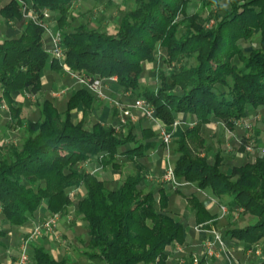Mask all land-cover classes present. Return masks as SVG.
<instances>
[{"label": "trees", "instance_id": "obj_1", "mask_svg": "<svg viewBox=\"0 0 264 264\" xmlns=\"http://www.w3.org/2000/svg\"><path fill=\"white\" fill-rule=\"evenodd\" d=\"M40 19L44 11L56 19L63 33L64 61L76 72L92 77H117L124 91L150 101L157 115L172 125L180 114L192 115L196 124L186 125L173 139L174 172L182 182L208 190L229 210L242 207L259 219L225 231L248 250L264 239V157L253 164L233 165L223 170V154L209 161L202 126L223 120L248 118L249 109L264 107V0H227L228 6L211 0L217 8L202 20L201 12L189 14L194 0H122V14L114 31L90 26L85 12L74 8L75 0H26ZM109 0H95L105 4ZM203 4L207 0H201ZM223 12V13H222ZM222 13V14H221ZM19 0H0V16L7 26L22 21ZM181 15V16H178ZM213 20L209 27L204 23ZM45 27L28 19L20 33L0 38V91L8 101L12 120L24 130L20 142L0 148V210L13 226L27 224L45 206L49 213L67 212L72 204L68 188L80 185L76 215L89 234L84 256L106 264H165L169 247L185 241L184 223L166 208L169 196L164 187L142 186L147 176L145 144L155 136L142 122L117 132L115 126L83 116L96 102L86 87L69 97L60 111L52 99L40 102V116L27 119L15 95L38 94L48 65L63 66L43 46ZM255 34L258 44L248 53L240 43ZM159 52L157 53V47ZM238 58L239 63L234 61ZM166 64L157 69L155 86L142 81L145 62ZM96 158L106 166L130 164L132 172L117 186L107 185L98 173L79 168L78 163ZM198 224L217 222L199 196L188 198ZM208 226L207 224L204 226ZM0 230V236L5 235ZM4 242L0 238V247ZM30 264H69L57 258L43 243L33 244ZM200 264H205L202 260ZM225 264V263H224ZM260 264H264V258Z\"/></svg>", "mask_w": 264, "mask_h": 264}, {"label": "rangeland", "instance_id": "obj_2", "mask_svg": "<svg viewBox=\"0 0 264 264\" xmlns=\"http://www.w3.org/2000/svg\"><path fill=\"white\" fill-rule=\"evenodd\" d=\"M25 2H26V8H25L23 19L21 22L15 25L7 26L4 23V18L0 16V25L4 26L5 28L10 27L13 30L12 31L13 33H16V32L18 33L21 30L23 23H25L28 19H30V14L32 12L31 11L32 8L29 2L26 0ZM206 2L207 3H205L204 5L201 0L190 1L187 5L186 10L188 11L189 14L193 13L194 11H200L202 20H206L210 14L215 15L217 11V8L214 6L213 13H211L210 8L208 6L210 2L212 1L207 0ZM218 4L223 5V6H228V1L219 0ZM125 5L122 4V0H109L108 2L102 5L97 4L95 0H75L73 4L75 9L79 8L80 11L85 12V19L90 26H97V27H100L101 29L107 28L110 31H114L116 29L118 19L122 14L121 7H124ZM178 16H181V15H178ZM52 20H54V17L51 15L45 18V22H47V24L48 22L51 23ZM212 23H213V20H211L210 23L205 21L204 26L209 27L212 25ZM43 42L46 48H50L51 41H50V35L48 31H46L43 35ZM240 43L244 47L245 52L248 53L250 49L252 48V46H256L258 44V36L257 34H255L251 39L242 40ZM158 50H159V46L157 47V53L159 52ZM234 61L239 63V60L237 57L234 59ZM165 67H166V64L163 62L162 58L158 62H145V69L142 73L143 83L147 86H155L156 81L158 80L157 69L165 68ZM45 74L50 75L51 71L45 70ZM107 80H112V79L108 78ZM115 81H117V79ZM50 86H52V84H50ZM46 88H48V85H45V89ZM106 89L107 87L105 86V91ZM92 93L95 96L94 92ZM106 93L110 97L119 99L125 103H133L136 100V98H139L137 96H133L131 91L123 90V91H118V92H112L113 94L106 91ZM22 94L24 96L22 97V115L25 116L27 119H34V120L37 119L40 113V102L42 101L40 97L42 96L45 97L46 95L40 92V95L38 93L33 98L32 96L31 97L27 96L25 92H23ZM63 95H65V90L63 94L58 95V96H54L52 92V96H53L52 100L54 99L53 100L54 104L56 101L55 98L63 97ZM17 103L18 102H16V104ZM256 109H261V110L248 117L249 118L248 120H250V123H251L250 127H245L243 125L238 124L237 121L244 119V118L235 119L233 121L234 128H230L229 125H227L223 120L218 121V123L216 124L214 122L215 124L214 126L204 124L202 135L205 140V145H204L205 149L201 153V155L203 156L204 154L207 153L209 156V161L211 162L213 161L214 159L213 155L216 152L218 151L222 152L223 164L221 165V168L226 171H229L232 165H243L246 163L253 164L257 162V160L260 157H264V142L263 140H261L264 138V107L256 108ZM115 115H116V111H115ZM146 120L143 119L142 121L146 123ZM14 123L15 122H13L12 120V113H11V109L8 104V101L1 97V91H0V148H5L9 146L10 144H13V143L15 144L17 142H20V140L23 138L24 130L22 129V127L16 126ZM105 124L109 125V123L107 122H105ZM113 124H117L115 126L117 132L126 131L128 127V124H120L119 121H114ZM151 125L155 133V136L153 138H156V137L160 138L154 125L152 123ZM258 134L259 135L261 134V135L259 136ZM174 135H175L174 137H179L181 135V130L180 131L177 130L176 132H174ZM228 135H231V137H228ZM171 147L173 150L172 155H171V163L174 164L176 160V154L174 152V143H172ZM88 160H91L90 161L91 167L98 166V170H96L95 173H98L100 176L105 178L107 180V185L109 186H113V187L117 186L118 184H120L123 178L126 177L127 173L132 172L130 164H127V163H124L121 168H118L112 165L111 163L106 166H103L98 162L99 160H96V158H89ZM82 163L83 161L78 163L79 168H81L80 164ZM146 174H147L146 178L150 175L149 178L152 181L154 179L156 180V176H159L158 172L156 171L149 172L147 170ZM168 184L171 188L175 189L171 185V183H168ZM150 185L152 184L149 183V186ZM166 186L169 188L168 185ZM164 188H165V191L167 192V188L166 187ZM154 189L157 190V188H154ZM68 191L72 199V204L68 207L67 212H56L60 214V218L59 220H57V222L53 226L54 231L56 230L57 232L58 238H52L50 236H42L40 241H43L44 244L48 246L51 243H54L56 247H58V251L53 252L52 253L53 256L59 259L66 258L69 264H106L105 261H102L99 259L90 260V259L85 258L84 251L87 250L86 244L89 241V234L87 230L82 226L81 222L84 223V221L81 219V217L76 215L77 202L79 200V197L84 194V190L82 187H80V185H74V186L69 187ZM173 196H175V193H173ZM172 202L174 203V201ZM175 202L177 205H179L178 207H181V206L183 207L184 203H182L181 201L176 199ZM186 205L189 206L190 203L187 202ZM166 210L169 213H171V211L169 210V200H168V205H167ZM178 216L179 215L175 217L179 219ZM220 216L221 217L218 219L216 223L220 222L219 226L223 227L225 230H227L226 228L229 229L235 226H246L248 224L255 223L259 219L258 217H255L252 214H250L249 212L244 211V209L241 210L239 208L232 210V211L228 209L226 213H222ZM5 220L6 219L4 218L2 211L0 210V230L6 232L4 236H0V238L6 243V245H3L0 247V262L2 264H6V258L10 252L14 250L18 252V245L22 237L21 233L18 231V227L13 226L10 223H6ZM65 221H68L67 228L63 226V222ZM208 222L204 224L196 223L195 230L200 231L201 229H206L203 227ZM216 223H214L213 221V224H216ZM188 225L190 226L192 225L193 227V221L191 219L185 221V226H188ZM206 227L212 229V231L213 230L218 231L216 226H212V227L206 226ZM29 230L30 228L26 230L27 232L25 235L28 234ZM10 231H13V235ZM208 240L209 239L199 243L198 247H193V246L186 244L185 243L186 237L183 243H180L178 241L174 242L172 244V246L174 247V254H175L173 256L174 264H200L202 260L205 261V264L211 263L210 261H207V260L210 258L213 259L216 255L215 256L207 255L205 244L208 242ZM49 248L51 247L49 246ZM189 249H192V250L189 251ZM32 250L33 249L31 248V253H32ZM247 251L246 253H248L249 256H244V254H242L241 251H237V250H235L234 253L236 254V257L239 256L241 257V259L246 258L249 261V264L260 262L262 259V256L259 253L264 252V239L255 243L253 247H251V252H247ZM167 260H168V257L165 261V264H171V262L173 261L171 259L172 261H169L168 263ZM140 264H143V263H140ZM150 264H162V263L161 261L159 262L158 260H156Z\"/></svg>", "mask_w": 264, "mask_h": 264}, {"label": "crops", "instance_id": "obj_3", "mask_svg": "<svg viewBox=\"0 0 264 264\" xmlns=\"http://www.w3.org/2000/svg\"><path fill=\"white\" fill-rule=\"evenodd\" d=\"M2 1L5 2L7 0H2ZM48 24L50 26L52 33H55L59 30L57 27V22H56L55 18H54V20H52L51 23L48 22ZM21 30H22V27H21ZM21 30L18 33H20ZM12 31L13 30L10 27L5 28L4 26L0 25V38L11 37L15 34H18L17 32L13 33ZM50 41H51V36H50ZM43 46H44V42H43ZM51 47H52V41H51L50 48H46L44 46V48L47 49L49 52H50ZM50 55L52 58L53 55L51 54V52H50ZM45 70H50L51 74L46 75L45 71L43 72V76H42L43 88L40 92L42 94H45L46 96L45 97L42 96V97H40V99H42V100H44L46 98L52 99L53 98L52 92L57 91V90H65V95H63V97L55 98V100H56L55 105L57 106V108L60 111H63L67 107L69 97L72 94H74L78 89L85 87V86H82L81 84H79L76 81V79L74 77H72L70 74H68L67 72H65L63 68L58 69L56 67L48 65ZM117 83L118 82L115 80H107L106 81V87H107L106 91L109 93L123 91L121 86ZM50 84H52V86H50ZM45 85H48V88L45 89ZM40 92H39V95H40ZM22 97H24L22 93L16 94L15 95L16 102L22 104ZM94 97H95L96 102L93 104L92 108L89 109L87 112H84L82 110V107L75 109L73 111L74 112V118L80 119L81 117L84 116L89 125H91L95 122H101L102 124H105V122H107V123H109V125L116 126L118 124V122H117V124H113V122L118 121V118L115 115V108L111 104V102L108 100H102V99L96 98V96H94ZM59 106H61V107H59ZM260 110L261 109L250 108L249 112H248L249 116L253 115L254 113L259 112ZM135 114L137 116V120L129 122L128 125L137 124V123L141 122L143 119L146 120L140 114L139 111L135 110ZM39 116H40V113H39ZM177 119L184 121L183 123L179 124L175 130V132L177 130H179V131L181 130V134L184 131V128L186 125L196 124V120L192 115L180 114ZM216 123H218V122H215V124ZM215 124H214V122H212L208 125L214 126ZM142 125H144L146 127L152 126L149 120H146V123L142 121ZM208 125H206V126H208ZM203 126H202V132L204 129ZM213 126H211V127H213ZM127 129H128V127H127ZM127 129H126V131H127ZM233 132H234V130H233ZM228 137H231V135H228ZM152 138L148 139L146 141V144H145V150L147 152V156L144 159L145 160L144 163L146 164L147 170L149 172L156 171V172H158L159 176H156L157 175L156 174L155 175L156 180L154 179L153 181L150 180L149 177H147L142 182V186H144L147 189L157 188V190L154 189L157 195L159 193L158 190L160 187H166L167 188V193L169 196V210L171 211V214H173L174 216L179 215L178 217L184 223V225H185V221H187L189 219H191L193 221V227H192V225L191 226L190 225L185 226V237H186L185 243L190 245V246H193V247H198L199 243L206 241L207 239H211L213 237L212 229H210L208 227H203L206 229H201L200 231L195 230V226H196L195 214L192 210L189 209V206L186 205L188 202V198L192 194L198 195L200 200H202L203 203L206 204L207 209L211 213L216 214L217 221L221 217L220 215L223 213L221 208H220V204H218L216 202L215 198L212 196V194L208 190H199L193 184L183 185L179 188L173 189L169 186L168 183H166V182L162 183L159 178L162 175V173L164 172L165 167H166L165 158H164V147L162 145L161 138H159V137H156L153 139ZM262 138H263V136H262ZM261 140H263V142H264V138ZM149 183L152 185L149 186ZM166 185H168L170 189ZM173 193H175V196H173ZM176 199L181 201L182 203H184L183 207L182 206L178 207L179 205H177L175 202ZM172 201H174V203ZM48 214H49V212L47 211L46 207L43 206L27 224L22 225V226H18V231L21 233L22 237L25 236V234L27 232L26 230L28 228H31L35 223H39ZM183 218H184V220H183ZM5 221H6V223H9L8 220H5ZM67 222L68 221L63 222V226L65 228L68 227ZM81 223H82V226L86 229L85 223H83V222H81ZM219 223L213 224V221H209L207 223V225L210 227L216 226L218 231H220L223 234V239L226 243V249L222 250L221 248H219V246H216V250L218 253L216 254V256L213 259L210 258L207 260V261L211 262L209 264H224V263L225 264H244V263H249V261L246 258L241 259V257H239V256L236 257V254L234 253L235 250L241 251L242 254H244V256H249V254L246 253V250H244V248H243L244 246L241 242H239L238 240L232 239L229 236H226V234H225L226 230L223 227H220ZM241 227H243V226H241ZM226 229H228V228H226ZM10 232L13 235V231H10ZM22 237H21V240H22ZM40 239H41V237L38 238L33 244H36V243H43L44 244V242L40 241ZM4 245H6L5 242H4ZM49 246L51 248H49ZM49 246L45 245V247L51 253L58 251V247H56V245L54 243H51ZM191 250L192 249H189V251H191ZM259 254H261L262 259H263L264 258V252H260ZM16 255H17V251L14 250V251L10 252L6 258V264H11V262L14 260ZM174 255H175L174 254V247L171 245L168 249V260H167L168 263H169V261H172L174 259L173 258ZM262 259H261V261H262ZM261 261L258 263H254V264H260ZM171 264H174V260L171 262Z\"/></svg>", "mask_w": 264, "mask_h": 264}, {"label": "built area", "instance_id": "obj_4", "mask_svg": "<svg viewBox=\"0 0 264 264\" xmlns=\"http://www.w3.org/2000/svg\"><path fill=\"white\" fill-rule=\"evenodd\" d=\"M21 4H23V9L25 11L26 8V2L25 0H19ZM30 19H34L40 24H42L46 31L51 36L52 41V47L50 49L51 54L54 58L58 60V62L63 66V69L70 74L72 77L76 79V81L81 84L82 86H85L90 91L94 92L95 96L102 100H108L111 102V104L114 106L116 111V116L118 118V121L120 124H128L129 122L137 120V116L135 114V110L139 111L142 116H144L146 119H148L155 127L156 131L158 132L162 144L164 147V158L166 167L162 175L160 176V181L162 183H171V185L176 189L183 185L191 184L189 182H182L180 181L174 172V164L171 163V155H172V143L174 139V132L176 130V127L183 123L184 121H181L179 119H176L172 125H167L158 115L157 111L154 107V105L148 101L145 98L139 97L136 98V100L133 103H125L119 99L110 97L106 91V80L107 77H92L90 75H87L84 72H76L70 68V66L64 61L65 58V49L63 46V33L58 30L55 33L51 32V29L47 22H45V19H40L38 16L33 12V9L31 10ZM45 18L50 16V13L48 10L44 11ZM112 80H116L117 77L113 76L110 77ZM27 96L35 97L36 94L25 91ZM64 93V90H57L53 92L54 96H58ZM249 118H244L241 120H238L239 125H243L245 127H250L251 123ZM91 160H86L82 164H80L81 168L88 170H92V172H95L98 170V166L91 167ZM150 177V175L148 176ZM200 190V189H199ZM220 208L223 213H226L228 211V207L224 204L220 205ZM243 209V208H239ZM60 214L58 213H49L45 216L43 220H41L39 223H35L29 230L28 234L25 235V237L22 238L18 245V252L14 260L11 262V264H30L31 263V248L33 243L42 236H50L52 238H58L56 230L54 231L53 226L59 220ZM213 237L208 240V242L205 244V249L207 252V255L209 256H215L218 252L216 250V246H219L222 250L226 249V243L223 239V235L220 231L213 230L212 231ZM247 252H251V248L248 249ZM249 264V263H244Z\"/></svg>", "mask_w": 264, "mask_h": 264}]
</instances>
